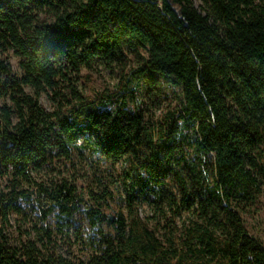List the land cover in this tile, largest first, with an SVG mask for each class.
Returning a JSON list of instances; mask_svg holds the SVG:
<instances>
[{
  "label": "trees",
  "instance_id": "16d2710c",
  "mask_svg": "<svg viewBox=\"0 0 264 264\" xmlns=\"http://www.w3.org/2000/svg\"><path fill=\"white\" fill-rule=\"evenodd\" d=\"M194 1L0 0V179L7 182L0 264H264V247L241 218L264 199V0H200V10ZM129 54L140 64L112 91L78 92L82 70L97 62L123 69ZM164 81L180 89L181 100L150 129L128 98L142 84L158 86L161 103ZM43 94L52 112L42 107ZM176 153L189 178L174 173L178 195L164 185L163 161ZM81 160L103 187L89 189L96 206L113 197L111 185L123 194L122 210L92 208L64 177L44 183L32 176ZM98 162L116 174L97 175ZM80 208L91 252L71 259L62 246L71 248L72 237L83 242L74 223ZM28 211L38 222L14 246L9 217L30 221Z\"/></svg>",
  "mask_w": 264,
  "mask_h": 264
},
{
  "label": "rangeland",
  "instance_id": "374dc122",
  "mask_svg": "<svg viewBox=\"0 0 264 264\" xmlns=\"http://www.w3.org/2000/svg\"><path fill=\"white\" fill-rule=\"evenodd\" d=\"M195 7L200 10L201 1H194ZM9 62L12 68L13 75L16 77L21 76V71L18 67L17 58L10 52ZM140 64V59L133 54H129L125 60L123 69H120L118 66L112 65L106 67L100 62L91 69V70H82L80 79L76 81L75 86L77 87L78 92L87 96H93L95 93H101L103 90L112 91L117 85L121 75L123 73L128 74L131 70L137 68ZM163 94L165 100L161 103H158V86L147 87L143 84L140 89L134 94H131L128 98V107L129 109L140 106L144 112V123L147 128L156 129L158 124L163 121V117L167 113H171L177 110V106L180 103V89L173 85L171 81H164L161 83ZM27 92H31L28 88H25ZM40 103L42 107L48 111L52 112L54 110V105L51 102L49 95L43 94L40 97ZM10 106L9 101L2 100V105ZM15 121V119H13ZM183 123V122H182ZM185 125V123H184ZM182 133L189 138L190 130L182 128ZM188 142V139H187ZM185 144L186 152L184 157L186 159L190 158L191 149L189 145ZM88 151H84V157H86ZM165 167L169 170L167 176L164 179L165 190L173 194L178 195V188L175 182L174 173L180 172L181 176L188 181V173L183 166V163L180 159V154L176 153L173 158L166 163ZM92 164L88 160H81L80 162H75L73 169L66 170L60 164L54 165L53 169H43L33 173V177L36 181L47 183L49 179L54 177H64L69 181L73 182L77 188L78 193L82 198L88 203L92 208H98L106 215H112L115 212L122 210V198L123 194L120 190H115L111 185H108L106 189L110 191L113 195L111 199L104 204L100 203V207L96 206L93 202L92 197L89 195V189L94 194H100L103 190L98 184V180L93 177V170L91 168ZM123 164H117L115 170H119ZM113 169V170H114ZM98 172L102 178L109 179L108 173L115 175L116 172L110 171L107 169V166L101 162H98ZM100 171V173H99ZM22 188L27 189L28 186L26 183L22 184ZM7 189V182L4 179H0V190ZM151 199V197H149ZM139 215L142 218L149 216L148 207L146 204H141L139 207ZM28 216L30 221L23 220L17 215H12L9 217L8 225L6 226V235L14 246H19L20 243L28 240V232L32 223L38 222L37 218L32 213H29ZM187 214H182L179 218L176 219V225L180 227L183 222L186 221ZM241 218L249 235H251L257 242L264 247V199L263 195L260 196L258 203L256 205L255 211L252 213H242ZM74 223L76 227L82 233L84 239L83 242H77L72 237L70 240L71 248L63 247V253L71 259H85L87 255L91 252V247L89 246V236L91 235V229L87 224V219L83 208H80L74 216ZM103 228L108 231V227L104 224ZM163 234L162 231L158 233L159 236ZM59 239V237H56ZM61 244V241H60Z\"/></svg>",
  "mask_w": 264,
  "mask_h": 264
}]
</instances>
